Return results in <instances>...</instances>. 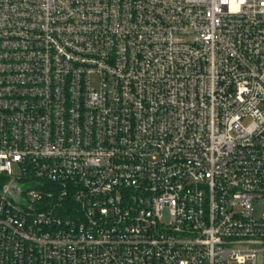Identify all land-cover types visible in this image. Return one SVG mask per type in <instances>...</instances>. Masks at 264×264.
Masks as SVG:
<instances>
[{"label":"built area","instance_id":"built-area-1","mask_svg":"<svg viewBox=\"0 0 264 264\" xmlns=\"http://www.w3.org/2000/svg\"><path fill=\"white\" fill-rule=\"evenodd\" d=\"M0 179V264H264V0H0Z\"/></svg>","mask_w":264,"mask_h":264},{"label":"rangeland","instance_id":"rangeland-1","mask_svg":"<svg viewBox=\"0 0 264 264\" xmlns=\"http://www.w3.org/2000/svg\"><path fill=\"white\" fill-rule=\"evenodd\" d=\"M95 79L93 80V84L95 86ZM256 213H258L259 211H261V213L264 215V199L262 200L260 206L256 205V209H255ZM240 248H261L260 246H256V245H245V246H240Z\"/></svg>","mask_w":264,"mask_h":264},{"label":"trees","instance_id":"trees-1","mask_svg":"<svg viewBox=\"0 0 264 264\" xmlns=\"http://www.w3.org/2000/svg\"><path fill=\"white\" fill-rule=\"evenodd\" d=\"M1 180V179H0Z\"/></svg>","mask_w":264,"mask_h":264}]
</instances>
